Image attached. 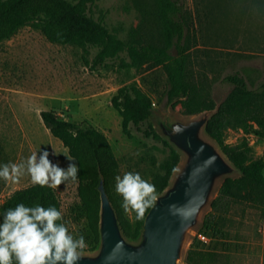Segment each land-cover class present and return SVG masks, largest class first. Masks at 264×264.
<instances>
[{
	"label": "rangeland",
	"instance_id": "374dc122",
	"mask_svg": "<svg viewBox=\"0 0 264 264\" xmlns=\"http://www.w3.org/2000/svg\"><path fill=\"white\" fill-rule=\"evenodd\" d=\"M176 1L190 17L186 56L195 81L203 84L216 102L231 88L224 80L228 74L239 72L249 88L257 89L264 80V0ZM86 11L119 38L159 39L155 0H95ZM97 50L95 46L49 42L29 25L0 42V165L20 163L39 149H54L61 154L50 156V160L63 168L68 166L70 162L63 155H68L67 149L50 134L40 117V111L51 110L64 120L103 132L118 160L117 175L138 172L152 183L154 175L162 173L170 147L162 143V138L145 137L133 125H129L131 137H127L110 103L119 87L135 82L151 96L153 111H161L167 103L162 94V69L128 67L126 52L93 66ZM180 109L177 105L176 110ZM242 141L246 138L241 129L225 131L226 143ZM249 147L252 158L264 157V138ZM30 184L28 175L19 183L0 179V203ZM77 185L78 180L70 181L54 190L64 213L63 222L74 236L85 239V221L72 210L79 202ZM116 196L122 205V197ZM124 213L132 219V212ZM224 230L226 238L213 239L208 249L227 253L229 259L225 262L220 258L216 264H264V209L232 203L224 218ZM89 251L87 244L83 252Z\"/></svg>",
	"mask_w": 264,
	"mask_h": 264
},
{
	"label": "trees",
	"instance_id": "16d2710c",
	"mask_svg": "<svg viewBox=\"0 0 264 264\" xmlns=\"http://www.w3.org/2000/svg\"><path fill=\"white\" fill-rule=\"evenodd\" d=\"M95 0H0V42L9 39L21 27L29 25L52 43L74 45L81 48H98L92 65L97 66L108 58L126 52L128 67H160L165 75L162 94L179 112L190 115L213 108L215 101L207 88L195 81L188 68L186 52L189 47L190 17L176 0H155L156 19L160 27L159 39H122L111 33L103 23L86 11ZM174 50V53L171 50ZM224 80L231 84L217 112L206 125L207 134L222 148L230 161L240 169L235 178L225 179L213 198L210 209L204 214L202 232L211 239L226 238L224 218L232 203H246L264 209V157L252 158L247 142H225L229 128L254 132L264 138V80L257 89L249 88L239 72L228 74ZM111 106L120 116L122 132L131 137L129 125L149 138L161 140L148 117L153 111L151 96L133 82L119 87L111 97ZM40 117L50 134L67 149L79 166L77 196L79 202L72 207L86 225L85 241L90 250L98 243L99 174L104 179L106 192L116 210L124 234L136 238L143 224L132 212L130 219L123 211L115 193L114 177L118 174V160L106 135L91 125L70 122L55 111L42 110ZM144 126V128H143ZM75 133V135H73ZM165 146H169L161 140ZM170 147V146H169ZM179 162V155L170 147L162 173L152 179L157 193L167 185L168 179ZM55 206L61 210L58 195L53 188L30 184L13 191L0 203V223L3 214L17 204ZM220 258L228 261L229 255L213 249L196 247L192 241L186 250L184 264H216ZM225 261V262H226Z\"/></svg>",
	"mask_w": 264,
	"mask_h": 264
},
{
	"label": "water",
	"instance_id": "95a60500",
	"mask_svg": "<svg viewBox=\"0 0 264 264\" xmlns=\"http://www.w3.org/2000/svg\"><path fill=\"white\" fill-rule=\"evenodd\" d=\"M224 98V97H223ZM213 108L185 115L168 101L152 111L148 121L156 133L179 155L167 185L158 193L136 238L127 237L99 174L98 243L82 252L79 264H180L194 235L202 225L220 184L241 174L206 132L217 112Z\"/></svg>",
	"mask_w": 264,
	"mask_h": 264
},
{
	"label": "clouds",
	"instance_id": "9594fccd",
	"mask_svg": "<svg viewBox=\"0 0 264 264\" xmlns=\"http://www.w3.org/2000/svg\"><path fill=\"white\" fill-rule=\"evenodd\" d=\"M60 154L54 149L52 152L39 149L20 163L0 165V179L19 183L28 175L33 185L53 189L75 182L80 169L70 155L63 154L70 162L66 168L49 158ZM114 180L124 211L134 212L137 220L144 219L158 200L155 185L140 173L130 171L115 176ZM63 218L64 213L55 206L20 203L8 209L0 223V264H79L86 241L82 235L74 236Z\"/></svg>",
	"mask_w": 264,
	"mask_h": 264
},
{
	"label": "built area",
	"instance_id": "2783aa9c",
	"mask_svg": "<svg viewBox=\"0 0 264 264\" xmlns=\"http://www.w3.org/2000/svg\"><path fill=\"white\" fill-rule=\"evenodd\" d=\"M152 106H154V102H152ZM243 135L245 136L246 142L249 146H251L258 139L257 135L252 131L246 133L243 132ZM192 240L194 241L195 246L199 248L208 249L212 245L211 237L202 232H197Z\"/></svg>",
	"mask_w": 264,
	"mask_h": 264
},
{
	"label": "crops",
	"instance_id": "0c3cea01",
	"mask_svg": "<svg viewBox=\"0 0 264 264\" xmlns=\"http://www.w3.org/2000/svg\"><path fill=\"white\" fill-rule=\"evenodd\" d=\"M204 249V248H203ZM205 249H207V248H205Z\"/></svg>",
	"mask_w": 264,
	"mask_h": 264
}]
</instances>
